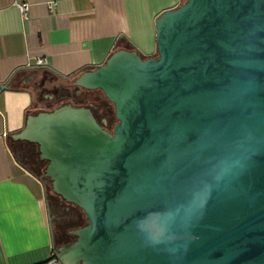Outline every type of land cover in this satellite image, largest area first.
<instances>
[{
	"label": "water",
	"instance_id": "95a60500",
	"mask_svg": "<svg viewBox=\"0 0 264 264\" xmlns=\"http://www.w3.org/2000/svg\"><path fill=\"white\" fill-rule=\"evenodd\" d=\"M155 24L156 56L119 50L74 81L114 106L112 132L68 104L14 137L88 220L58 258L264 264V0H183Z\"/></svg>",
	"mask_w": 264,
	"mask_h": 264
},
{
	"label": "crops",
	"instance_id": "0c3cea01",
	"mask_svg": "<svg viewBox=\"0 0 264 264\" xmlns=\"http://www.w3.org/2000/svg\"><path fill=\"white\" fill-rule=\"evenodd\" d=\"M182 2L0 0V86L10 82L0 91V264H42L55 250L47 185L12 148L28 116L49 111L34 88L48 87L47 76L71 82L119 50L156 56V20ZM18 4L29 5V20Z\"/></svg>",
	"mask_w": 264,
	"mask_h": 264
},
{
	"label": "rangeland",
	"instance_id": "374dc122",
	"mask_svg": "<svg viewBox=\"0 0 264 264\" xmlns=\"http://www.w3.org/2000/svg\"><path fill=\"white\" fill-rule=\"evenodd\" d=\"M184 2H186V0H184ZM42 77L43 76L41 75L37 82L39 85L41 84L42 79H44ZM46 81L49 82L48 87L39 86L34 88L35 101L40 108L52 111L68 104L88 108L92 111L98 122L104 125L105 129L112 132L117 124L115 108L107 100L103 92L79 89L74 86L75 80L67 83L57 78L47 76ZM59 90L62 91L64 97L61 101H59L58 97V95H60ZM77 92H80L82 96H77ZM50 96H53L54 98L51 100L49 98ZM22 143H25V145H22ZM12 148L17 156L20 153V150L21 152L23 151L24 160H28L26 163L30 166V169L41 177L43 181H49V183H47L48 207L51 213V218L56 217V220L52 222V229L54 227L55 232L58 230L70 233V241L71 244H73L77 240L76 232L88 225V220L84 212L77 206L67 203L63 198L54 193L51 180L44 176L48 163L40 159L39 150L36 145L28 142H16L12 143ZM33 160L39 163V166L36 168L30 164ZM66 247L68 246L56 245L55 250L58 253L59 249Z\"/></svg>",
	"mask_w": 264,
	"mask_h": 264
},
{
	"label": "flooded vegetation",
	"instance_id": "af4514ba",
	"mask_svg": "<svg viewBox=\"0 0 264 264\" xmlns=\"http://www.w3.org/2000/svg\"><path fill=\"white\" fill-rule=\"evenodd\" d=\"M59 93H60V95H58V97H59V101H61V100H63L64 97H63V93H62L61 90H59ZM77 96H82V94L80 92H77ZM22 145H25V143H22ZM22 152L20 150V153L18 154V157L21 158L23 160V161L22 160L21 161L27 167L30 168V166L26 163V162H28V160L27 159L24 160V154ZM20 156H22V157H20ZM30 164L32 166H34V168L39 166V163L34 161V160ZM45 183L47 185V183H49V181L47 180ZM54 220H56V217H52L51 218V224H52V222H54ZM53 238H54V246H56V245H58V246H69L71 244V241H70L71 235H70V233H67L65 231H58V230L55 232L54 227H53Z\"/></svg>",
	"mask_w": 264,
	"mask_h": 264
},
{
	"label": "built area",
	"instance_id": "2783aa9c",
	"mask_svg": "<svg viewBox=\"0 0 264 264\" xmlns=\"http://www.w3.org/2000/svg\"><path fill=\"white\" fill-rule=\"evenodd\" d=\"M55 5L51 4L49 5V9L53 10ZM18 8L20 10L21 16L24 21L29 20V12H30V7L28 4H18ZM37 66L44 67L47 65V60L45 58H37L36 60ZM42 264H62L60 259L58 258V253L56 250H53L49 256V258Z\"/></svg>",
	"mask_w": 264,
	"mask_h": 264
}]
</instances>
